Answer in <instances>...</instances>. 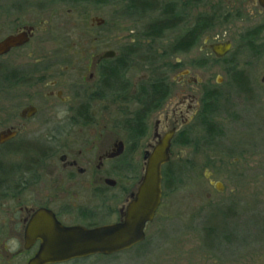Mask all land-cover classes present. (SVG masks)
<instances>
[{"label": "flooded vegetation", "instance_id": "1", "mask_svg": "<svg viewBox=\"0 0 264 264\" xmlns=\"http://www.w3.org/2000/svg\"><path fill=\"white\" fill-rule=\"evenodd\" d=\"M113 4L119 23L128 22L127 41L117 35L109 44L101 35L80 60L67 59L70 51L41 49L37 33L51 30L49 20H40L41 26L25 23L21 12L43 4L18 6L17 18L6 14L10 21L4 22L0 43L23 33L27 39L0 52V264H29L36 257L43 240L34 235L39 231L32 224L39 212L53 213L64 226L120 221L160 139L170 135L169 160L161 168L163 192L164 170L173 149L190 143L184 144L183 138L198 142L194 133L203 127L202 119L218 108L217 88L253 94L251 71L238 67L232 58L245 47L263 52L264 0H113ZM152 12L163 22L161 33H152L157 19H147ZM200 15L208 16L211 24L199 36L192 27ZM237 21L246 28L233 49L235 31L226 28L221 35L217 26L230 27ZM248 21L253 26L247 27ZM104 22L91 17L90 30L103 28ZM175 29L180 33L175 35ZM222 42L231 46L217 55L213 46ZM228 56L230 65L223 67L227 80L223 75L214 81L201 75L199 69L208 70ZM47 169L51 178L44 179ZM138 172L117 207V219L97 223L105 204L119 198L118 193L108 196V188L136 178ZM73 187L89 189L96 204L70 201L83 192L71 193ZM126 189L122 186L121 191ZM78 259L83 258L47 264Z\"/></svg>", "mask_w": 264, "mask_h": 264}, {"label": "rangeland", "instance_id": "2", "mask_svg": "<svg viewBox=\"0 0 264 264\" xmlns=\"http://www.w3.org/2000/svg\"><path fill=\"white\" fill-rule=\"evenodd\" d=\"M28 3H41L43 8L26 6L21 12L25 23L41 26L40 20H49L51 30L37 33L44 51L66 50L71 52L67 59L80 60L83 51L96 44L94 39L101 35L109 44L117 35L127 41L128 22L119 23L113 0H0V38L5 33L4 22L10 21L6 14L17 18L18 6ZM91 17L103 19V28L91 31ZM154 17L156 12L149 13L147 19ZM247 23L251 27L252 21ZM230 25L217 28L221 35L226 28L235 31L236 49L240 43L238 35L246 27H241L240 21ZM178 33L180 30L175 29L174 34ZM184 59L188 61L190 56ZM232 59L238 67L251 71L253 94L217 88L218 108L211 120L218 123L222 132L208 146L203 140L206 131L199 126L194 133L197 143L190 138L189 144L175 146L165 168L168 175L164 174L161 205L146 227L143 251L133 248L105 263L91 259L69 264H264V50L259 54L245 47ZM225 60L208 70L199 69L201 75L213 81L223 75L227 80L223 67L230 65L231 59L228 56ZM139 155L136 157L141 163ZM139 175L140 172L136 178L120 180L108 188V196L118 193L119 198L105 204L97 223L117 219V207ZM43 178H51L48 169ZM212 181H220L222 191L215 189ZM122 186L127 187L126 191H121ZM48 187L43 190L47 192ZM73 191H83L82 196H73L70 201L96 204L89 189L73 187Z\"/></svg>", "mask_w": 264, "mask_h": 264}, {"label": "water", "instance_id": "3", "mask_svg": "<svg viewBox=\"0 0 264 264\" xmlns=\"http://www.w3.org/2000/svg\"><path fill=\"white\" fill-rule=\"evenodd\" d=\"M26 39V33L10 36L0 43V52ZM230 46L229 42L217 43L213 50L222 55ZM169 148L170 135H166L149 153L136 192L118 222L95 227L64 226L53 213L39 212L32 225L39 231L34 235L41 237L43 244L29 264L59 263L97 254L112 255L143 241L145 226L154 219L162 200L161 168L169 160ZM211 183L222 189L220 181Z\"/></svg>", "mask_w": 264, "mask_h": 264}, {"label": "trees", "instance_id": "4", "mask_svg": "<svg viewBox=\"0 0 264 264\" xmlns=\"http://www.w3.org/2000/svg\"><path fill=\"white\" fill-rule=\"evenodd\" d=\"M122 13L127 14V9H122ZM209 22H210V19L208 18V16H202V15H200L197 18L196 24L194 25V27H192V31H194V30L197 31V33L200 36L204 32V30H206L209 27V25L211 24ZM162 25H163V22H161L159 16H157V19L153 22V25H152V29H153L152 33H161ZM153 80H154V76H153ZM161 86H162V83L159 82V85L157 86V88L159 90H161ZM216 95H218V94H216ZM153 101H154V93L151 95L149 102L152 103ZM123 123H124V128L125 129H128V122H127V120H125ZM201 123H202V125H203V127H204V129L206 131V135H205V137H203L204 143L209 146V145H211V142L213 140H215V138L222 131H221L220 126L218 125V123H216L215 121L211 120V116H209L207 118H203L202 121H201ZM182 141H183L184 144H186V143H189L190 142V139L183 138ZM167 175H168V172L165 171V177H167ZM174 175H175V173H174ZM206 229H207V227H205V231H206V235H208L209 232ZM210 232H211V230H210ZM143 246H145V245H143V244L135 245L131 249L136 248L137 251L138 250L143 251L142 250L143 249L142 248ZM131 249H129V250H131ZM125 251H127V250H125ZM122 252H124V251H122ZM119 253H121V252H119ZM119 253H115V254H112V255H99V254H97V255H93V256H90V257L83 258V259H78V260H75L73 262L74 263H76V262L82 263L83 261H87V260H91V259L92 260L93 259H96V260L97 259H100V260H104L103 263H105V262H108L110 258L115 257Z\"/></svg>", "mask_w": 264, "mask_h": 264}]
</instances>
